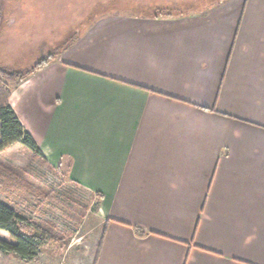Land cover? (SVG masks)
<instances>
[{
    "label": "crops",
    "instance_id": "0c3cea01",
    "mask_svg": "<svg viewBox=\"0 0 264 264\" xmlns=\"http://www.w3.org/2000/svg\"><path fill=\"white\" fill-rule=\"evenodd\" d=\"M154 1L73 22L10 105L99 199L94 264H264V0Z\"/></svg>",
    "mask_w": 264,
    "mask_h": 264
},
{
    "label": "rangeland",
    "instance_id": "374dc122",
    "mask_svg": "<svg viewBox=\"0 0 264 264\" xmlns=\"http://www.w3.org/2000/svg\"><path fill=\"white\" fill-rule=\"evenodd\" d=\"M148 1L0 0V64L11 72L30 70L49 55L46 53L48 42L56 44L66 32L70 36V29L77 25L73 22L80 21L91 12L94 14L118 9L141 11L137 5L142 2L149 3ZM206 1L154 2H173V6L165 7L162 11L165 14L181 15L202 12L201 7ZM143 8L149 9L145 6ZM70 37L68 41L72 38ZM10 86L13 89L14 85ZM0 164L18 174L23 181L19 192L0 190V199L27 218L48 221L66 235L65 244L45 246L40 257L32 263L94 264L103 227L96 211L99 200L70 181L67 166L61 168L46 165L24 147L7 148L0 153ZM51 192L63 194L76 201L78 206L72 213H81L88 209L83 223L78 224L68 217L65 208L49 197ZM2 235L0 232L1 238ZM0 264L24 263L10 254L0 252Z\"/></svg>",
    "mask_w": 264,
    "mask_h": 264
},
{
    "label": "trees",
    "instance_id": "16d2710c",
    "mask_svg": "<svg viewBox=\"0 0 264 264\" xmlns=\"http://www.w3.org/2000/svg\"><path fill=\"white\" fill-rule=\"evenodd\" d=\"M57 57L58 51L42 58L30 70L22 72L8 71L0 64V153L12 145L21 144L22 147L32 152L44 164L48 165L40 147L25 129L10 105L9 100L12 95V87L10 85H18L24 82L37 71L53 62ZM22 187L23 181L19 175L0 164V190L19 192ZM49 197L65 208L68 217L78 224L83 223L88 209H84L81 213H72L74 208L78 206L76 201L67 198L63 194L53 192L50 193ZM98 210L99 202L96 211L98 212ZM0 231L8 233L12 240V242H8L0 239V252L15 255L24 262H35L40 257L42 249L47 245L66 243V235L53 224L45 220L27 218L1 199ZM138 232L140 234L144 233L142 230H138ZM101 243L102 240L98 250Z\"/></svg>",
    "mask_w": 264,
    "mask_h": 264
},
{
    "label": "built area",
    "instance_id": "2783aa9c",
    "mask_svg": "<svg viewBox=\"0 0 264 264\" xmlns=\"http://www.w3.org/2000/svg\"><path fill=\"white\" fill-rule=\"evenodd\" d=\"M24 264H33L32 262H24Z\"/></svg>",
    "mask_w": 264,
    "mask_h": 264
}]
</instances>
